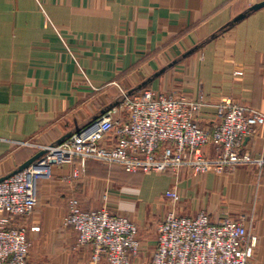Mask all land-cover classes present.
<instances>
[{"label":"crops","instance_id":"obj_1","mask_svg":"<svg viewBox=\"0 0 264 264\" xmlns=\"http://www.w3.org/2000/svg\"><path fill=\"white\" fill-rule=\"evenodd\" d=\"M252 6L247 0H0V178L38 153L37 146L90 123L121 99V90L134 93L144 83L168 93L202 92L201 125L223 97L264 112V7ZM243 149L264 156L262 128ZM172 185L177 203L163 197ZM36 197L25 222L31 264H91V248H76V232L62 226L72 197L82 210L105 208L136 224L132 264L150 261L156 225L167 213L200 211L214 222L239 215L250 221L256 246L249 264H264V168L255 165L190 175L67 162L37 180Z\"/></svg>","mask_w":264,"mask_h":264},{"label":"built area","instance_id":"obj_2","mask_svg":"<svg viewBox=\"0 0 264 264\" xmlns=\"http://www.w3.org/2000/svg\"><path fill=\"white\" fill-rule=\"evenodd\" d=\"M120 92L116 104L62 141L37 146L44 151L41 157L0 181V264H31L25 222L37 205V180L49 176L52 165L97 161L117 164L127 173L190 175L228 172L238 166L264 168V156L254 158L243 149L245 139L258 128L264 146V112L223 97L214 104L213 119L201 125L206 106L202 92L194 96L151 88ZM163 197L177 203L176 185ZM62 226L76 232V248H91V264L102 260L132 264L138 253L136 224L105 208L85 211L78 199L69 198ZM156 232L157 246L144 264H249L256 246L246 218L214 222L205 211L194 217L169 212L157 223Z\"/></svg>","mask_w":264,"mask_h":264},{"label":"water","instance_id":"obj_3","mask_svg":"<svg viewBox=\"0 0 264 264\" xmlns=\"http://www.w3.org/2000/svg\"><path fill=\"white\" fill-rule=\"evenodd\" d=\"M261 7H264V2L262 3H259V4H256V5H253L249 11H253V10H256L258 8H261ZM243 17V15H241L239 18ZM164 70H161L158 74H156V76H158L159 74H161ZM145 86V83L139 87V89L141 88H144ZM132 92H130L129 94H131ZM69 136V135H68ZM68 136H65L63 137L62 139H60L58 142L62 141L63 139H65L66 137ZM44 154V151H39L38 153H36L33 157H31L29 160H27L24 164H22L16 171H14L13 173H11L10 175L26 168L29 164H31L33 161H35L36 159H38L39 157H41L42 155ZM10 175L6 176V177H3V178H0V181L6 179L7 177H9Z\"/></svg>","mask_w":264,"mask_h":264},{"label":"rangeland","instance_id":"obj_4","mask_svg":"<svg viewBox=\"0 0 264 264\" xmlns=\"http://www.w3.org/2000/svg\"><path fill=\"white\" fill-rule=\"evenodd\" d=\"M174 92H176V91H174ZM229 172V171H228ZM153 173V172H152ZM215 173V172H214ZM153 174H157V173H153ZM239 217H241V215H239Z\"/></svg>","mask_w":264,"mask_h":264},{"label":"trees","instance_id":"obj_5","mask_svg":"<svg viewBox=\"0 0 264 264\" xmlns=\"http://www.w3.org/2000/svg\"><path fill=\"white\" fill-rule=\"evenodd\" d=\"M90 162V161H89ZM87 164V163H86Z\"/></svg>","mask_w":264,"mask_h":264}]
</instances>
